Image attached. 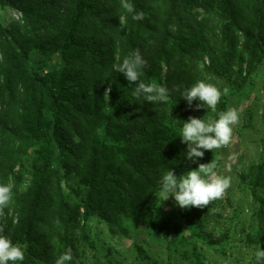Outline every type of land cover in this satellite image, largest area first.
<instances>
[{
    "label": "trees",
    "instance_id": "obj_1",
    "mask_svg": "<svg viewBox=\"0 0 264 264\" xmlns=\"http://www.w3.org/2000/svg\"><path fill=\"white\" fill-rule=\"evenodd\" d=\"M128 2L143 20H133L121 0H0L17 11L7 25L0 20V184L14 185L0 223L24 250L17 264H55L69 248L68 264H79L92 216L112 234L129 235L128 222L155 229L171 251L185 240L184 230L212 237L204 230L209 205L186 208L183 221H174L158 217L157 193L169 169L187 172L184 121L227 110L226 95L213 112L197 109L198 100L188 105L181 92L197 81L223 92L218 81L240 76L237 57L264 59V0ZM136 50L147 62L140 81L165 86L166 103L137 101L135 85L114 70ZM32 52L57 55L60 64L34 70ZM28 157L31 176L21 189ZM70 174L76 184L65 192ZM239 177L251 197L256 230L246 244L254 253L264 249V154ZM253 253L250 264H257Z\"/></svg>",
    "mask_w": 264,
    "mask_h": 264
},
{
    "label": "rangeland",
    "instance_id": "obj_2",
    "mask_svg": "<svg viewBox=\"0 0 264 264\" xmlns=\"http://www.w3.org/2000/svg\"><path fill=\"white\" fill-rule=\"evenodd\" d=\"M201 12V10H198ZM17 11L9 6L0 7V20L7 25ZM244 59L237 57L235 69L242 68L240 76L218 81L224 89L227 87V110L234 108L239 113V123L233 126L231 143L213 151L203 150L204 156L195 161L189 160L187 171L195 169L200 163L215 162V171L222 176L231 177V187L223 198L209 204L210 216L204 230L210 238L195 235L184 230L185 240L177 248L169 250L163 239L157 237L155 229L130 228L129 235L110 233L107 225L98 217L92 216L85 222L87 240L80 241L82 253L79 264H250L252 249L246 244V234L256 230L251 197L247 186L241 181L239 173L246 171L252 163L263 159L264 121L261 114L264 108V59L255 61L252 55ZM44 59V60H43ZM49 70L60 64V58L52 55L41 57L32 52L29 66L34 70ZM41 70V71H43ZM226 110V111H227ZM30 157L26 158L21 189L28 185L31 169ZM230 166V170L228 168ZM64 174V170H61ZM74 175H65L62 186L65 192L75 186ZM264 196V186L261 189ZM161 192L157 193L159 216L164 214L172 220H181L184 209L176 205L171 196L161 201ZM183 221V219L181 220ZM135 244L144 249V255H138Z\"/></svg>",
    "mask_w": 264,
    "mask_h": 264
},
{
    "label": "clouds",
    "instance_id": "obj_3",
    "mask_svg": "<svg viewBox=\"0 0 264 264\" xmlns=\"http://www.w3.org/2000/svg\"><path fill=\"white\" fill-rule=\"evenodd\" d=\"M121 6L127 13H134L133 20H143L142 12H135L134 6L128 0H121ZM145 59L139 50L134 51L122 63L113 65L115 71L124 75L129 85H135L132 95L137 100L166 103L169 99V90L156 83L145 84L140 81V69L146 65ZM111 88H107V95ZM229 89L225 87L223 92L211 83L197 81L194 85L184 89L180 97L184 98L188 105L194 100L200 103L196 108L206 107L215 112L222 95H227ZM239 123V113L230 108L220 112L218 118H196L190 116L184 121L180 138L187 145L186 157L195 161L204 156L203 150L213 151L226 147L231 143L233 126ZM215 162L200 163L198 167L177 176L171 169L164 174L160 181L161 201L170 196L174 198L176 205L182 209L189 207L204 208L211 202L223 198L231 187V177L219 175L215 169ZM230 170V166H228ZM13 184H0V217L5 215V209L13 200ZM5 225L0 223V264H17L25 259L24 250L19 245H14L10 238L4 235ZM257 264H264V249L259 248L253 253ZM73 259L69 248L55 261V264H68Z\"/></svg>",
    "mask_w": 264,
    "mask_h": 264
}]
</instances>
